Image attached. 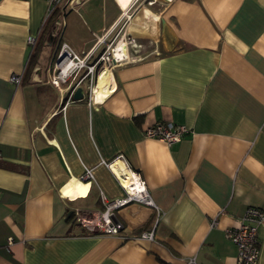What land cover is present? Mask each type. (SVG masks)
<instances>
[{
	"label": "crops",
	"instance_id": "obj_1",
	"mask_svg": "<svg viewBox=\"0 0 264 264\" xmlns=\"http://www.w3.org/2000/svg\"><path fill=\"white\" fill-rule=\"evenodd\" d=\"M133 1L58 7L64 39L91 62L120 34L137 44L106 97L86 92L65 106L42 69L56 25L24 80L47 0H0V264H236L226 229L249 206L264 210V0ZM157 121L190 132L172 145L144 136ZM116 159L139 172L155 206L117 210L120 234L91 232L72 207L102 211L124 195L107 164ZM87 167V193L63 195ZM258 236L264 264V222Z\"/></svg>",
	"mask_w": 264,
	"mask_h": 264
},
{
	"label": "built area",
	"instance_id": "obj_2",
	"mask_svg": "<svg viewBox=\"0 0 264 264\" xmlns=\"http://www.w3.org/2000/svg\"><path fill=\"white\" fill-rule=\"evenodd\" d=\"M132 1L133 0H131L129 3ZM62 2L63 0H47L48 8L44 21H46L53 13L55 7L60 6ZM153 2L154 0H151L150 3ZM65 18V14H62V16L56 21V26L59 24V21H63L64 31L66 27ZM36 40L37 37L35 35H29L27 38V42L31 47L35 45ZM128 41H134V39H129ZM112 47L113 44H108L107 49L104 50L96 60L91 62L89 59L90 52L82 54L81 52L76 51L68 41L60 43V50L52 60L48 69V83L58 89L62 98V102H64L65 106L71 101L76 89L83 80H86L89 82V84L94 85L98 74L104 65H108L111 69H113L117 63L121 62H117V60L113 59L114 54ZM10 81L18 85L22 81V75L14 73L10 77ZM93 88L94 87L89 88V93L91 96H94ZM82 93L84 96L85 92L82 91ZM189 132V128L184 125H175L173 123H165L162 121H157L153 125L148 126L143 130L144 136L158 138L166 142L168 145L179 142ZM116 160L107 163L110 168L111 164L116 162ZM129 170L133 175L136 176L138 180L139 185L137 187H134L133 190L130 191L117 178L124 190V195L114 199L105 198V208L102 211L85 210L79 206H73L72 210L75 216V223L85 227L91 232L100 231L105 234H120L124 224L121 221L115 219V212L117 210L131 202L155 206L153 199L146 187L145 181L142 179L139 172L130 168ZM93 179V168L87 167L85 169L83 180L90 182ZM263 222L264 210L256 206H249L241 217L239 225L226 229L227 237L237 247L236 264L259 263L260 241L258 236V228ZM142 236L146 238H152L153 232H143ZM12 244L13 239L9 238L6 248L9 250V247ZM193 261L194 258L190 260V262Z\"/></svg>",
	"mask_w": 264,
	"mask_h": 264
},
{
	"label": "bare ground",
	"instance_id": "obj_3",
	"mask_svg": "<svg viewBox=\"0 0 264 264\" xmlns=\"http://www.w3.org/2000/svg\"><path fill=\"white\" fill-rule=\"evenodd\" d=\"M119 2L122 6H127V4H129L128 0H119ZM129 45L134 48L137 47L136 41L129 42V41H126L124 37L120 39L115 45H113L112 47L113 54H114L113 59L117 60V62L123 61L125 59H129L130 58L129 57ZM113 85H114V77H113L112 69L108 65H104L98 74L96 84L93 88L94 97L97 100L103 99L113 90L112 89ZM64 167H66L65 164H64ZM111 169L116 174L120 182L126 188H128V190L132 191L134 187H137L139 185L136 176L132 174V172L129 170L127 165L122 160L119 159V160H116V162L112 163ZM89 186L90 184L88 182L86 181L83 182L77 177H72L66 183H64L60 189H61L62 194L65 196L78 197V196L85 195L88 191Z\"/></svg>",
	"mask_w": 264,
	"mask_h": 264
},
{
	"label": "rangeland",
	"instance_id": "obj_4",
	"mask_svg": "<svg viewBox=\"0 0 264 264\" xmlns=\"http://www.w3.org/2000/svg\"><path fill=\"white\" fill-rule=\"evenodd\" d=\"M62 5H65V8H66V10H70V9H74V8H77L78 7V5H77V0H63V2H62ZM92 6V4L90 3V4H88L86 7H83L85 10H86V12H87V14L94 20L95 19V17H98V14H92L91 13V15L89 14V12H88V8L89 7H91ZM87 8V9H86ZM97 11L99 12V13H104V14H106V8H105V10H104V7L100 4V6H98L97 8ZM63 31H64V24H63V21L61 20V21H59V24L57 25V28H56V32H55V35H56V42H55V44L58 46H56V48L53 50V52L51 53V55H52V57L50 56L49 57V55H48V58L47 59H45V61L43 62V64L42 65H44L43 66V68L42 69H44V68H46V67H50V65H51V62H52V60L55 58V56H56V54L59 52V50H60V43L62 42H64V41H66L65 39H64V37H63ZM124 36H122V34H120L117 38H115V39H113L111 42H109L108 44H116L120 39H122ZM125 39H126V41H128L130 38H128L127 36H125ZM84 42V41H83ZM82 42V43H83ZM108 46V45H107ZM130 46V45H129ZM106 49H107V47H106ZM105 49V50H106ZM129 57H130V55H129ZM50 59V60H49ZM112 73H113V71H112ZM95 84H96V82H95ZM95 84L94 85H91V84H89V82L88 81H86V80H83L80 84H79V87H82V90L86 93V92H89V88H92V87H94L95 86Z\"/></svg>",
	"mask_w": 264,
	"mask_h": 264
},
{
	"label": "trees",
	"instance_id": "obj_5",
	"mask_svg": "<svg viewBox=\"0 0 264 264\" xmlns=\"http://www.w3.org/2000/svg\"><path fill=\"white\" fill-rule=\"evenodd\" d=\"M58 7H60V6L55 7V9H54V11H53V13H52V15H51V17H50L48 23L42 27V28H43L42 31H43V30H44V31H43V32L41 31V35H39L40 38H39V39L37 38L35 45H34L33 47H31V49H32V54H31L30 60H29V62H28V65H27L26 71L24 72V80H25V79H26V80H29V78H30V73H31V71H32V69H33V67H34V65L36 64L37 59H38V57L40 56V53H41V51H42L43 42L46 41V39L49 37V35H50V29L52 28V26H53V25H56V21H57V19L59 18V13H60ZM61 16H62V14H61ZM61 16H60V17H61ZM46 21H47V20H46ZM37 37H38V36H37ZM96 59H97V58H96ZM96 59H95V60H96ZM138 118H139V117H138ZM71 217H73V215H70V218H71ZM154 220H155V218H153L152 220H150V221L148 222L147 225L139 227V228L136 230V232H137V233H140V232H142V231H144V230H147V227H149L150 224H152V223L154 222ZM81 233H85V231H83V232H81Z\"/></svg>",
	"mask_w": 264,
	"mask_h": 264
},
{
	"label": "water",
	"instance_id": "obj_6",
	"mask_svg": "<svg viewBox=\"0 0 264 264\" xmlns=\"http://www.w3.org/2000/svg\"><path fill=\"white\" fill-rule=\"evenodd\" d=\"M82 87H78L74 93V97L75 98H82L83 97V93H82Z\"/></svg>",
	"mask_w": 264,
	"mask_h": 264
}]
</instances>
